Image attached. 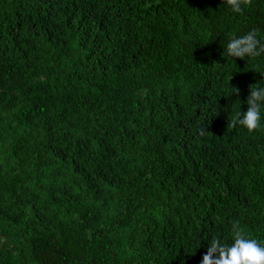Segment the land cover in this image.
I'll list each match as a JSON object with an SVG mask.
<instances>
[{
  "label": "trees",
  "instance_id": "1",
  "mask_svg": "<svg viewBox=\"0 0 264 264\" xmlns=\"http://www.w3.org/2000/svg\"><path fill=\"white\" fill-rule=\"evenodd\" d=\"M264 0H0V264H200L264 245ZM239 88V94L234 92ZM203 130V135H201Z\"/></svg>",
  "mask_w": 264,
  "mask_h": 264
},
{
  "label": "clouds",
  "instance_id": "2",
  "mask_svg": "<svg viewBox=\"0 0 264 264\" xmlns=\"http://www.w3.org/2000/svg\"><path fill=\"white\" fill-rule=\"evenodd\" d=\"M233 12L242 13L244 7L250 6L252 0H225ZM264 53V43L258 39V30L252 29L240 37H230L227 44V55L230 57H256ZM250 94L246 100L248 108L238 113L231 121V126L237 124L253 132L260 127L261 106L264 104V87L258 83L249 85ZM240 89L234 88L239 94ZM203 135V130H201ZM231 245L221 243L219 239H212L210 246L203 255L200 264H264V245L256 239L248 238L240 227L239 221H232Z\"/></svg>",
  "mask_w": 264,
  "mask_h": 264
}]
</instances>
